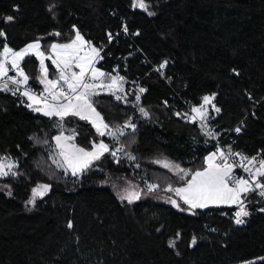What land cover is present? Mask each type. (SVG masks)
Instances as JSON below:
<instances>
[{"label":"trees","instance_id":"1","mask_svg":"<svg viewBox=\"0 0 264 264\" xmlns=\"http://www.w3.org/2000/svg\"><path fill=\"white\" fill-rule=\"evenodd\" d=\"M143 2L152 15L133 0H0V52L31 40L48 52L51 42L79 33L102 50L97 65L105 76L118 64L121 89L90 103L108 128L124 132L100 135L86 119L37 114L25 97L0 91V162L15 173L0 176L8 186L0 190V264H264V199L255 189L242 197L248 215L241 225L231 219L239 204L190 209L164 192L204 169L217 143L228 154L261 153L264 160V0ZM122 27L127 31L116 37ZM162 64L164 78L152 70ZM21 66L26 85L43 91L36 59ZM9 77L20 79L13 72L0 78ZM204 97H212L211 107L203 120L190 121ZM239 121L244 129L231 144L229 131ZM127 122L135 131L123 127ZM62 132L83 149L104 142L108 151L76 176L57 170L48 152ZM112 180L145 191L156 185L153 193L178 207L161 199L127 203ZM39 185L50 187L29 210Z\"/></svg>","mask_w":264,"mask_h":264},{"label":"snow or ice","instance_id":"2","mask_svg":"<svg viewBox=\"0 0 264 264\" xmlns=\"http://www.w3.org/2000/svg\"><path fill=\"white\" fill-rule=\"evenodd\" d=\"M133 7H139L141 9L146 10V5L143 2V0H133ZM51 10V9H50ZM149 15H152L151 12L148 13ZM13 17H7L8 21H11ZM127 31V29H125ZM4 33L0 31V36H3ZM111 38V37H110ZM84 44V41L79 33L76 34V39L71 43L67 45L57 46L53 45V53L56 54L57 59L53 61L54 64H56L59 72H60V80H63L64 83L67 85L68 93H75L74 96H69L64 91H60L59 93H55L52 90L57 88L58 81L56 80H50L48 79V71L43 65V60L41 59V83L45 86V92H48L52 95V99L55 101L58 99L59 96H63L65 100L68 101L66 104H59V106L56 105H49L45 101V108H35L34 111H41L45 116H58L61 120L67 115H78L81 119H89L90 117L85 114V109H88L91 111L92 114L96 116V119L99 120V113L95 111V109L92 107L91 103L88 100L89 95L98 94L95 92V89L100 87V85L88 83L85 80L86 72L89 70L91 71V79L92 80H99L100 77H103L105 73L99 72L94 67H91V59H88L86 63H77V67L80 68L79 74L77 73H71L70 75L66 71V69H69L71 67L72 61L76 59L75 53L79 51V47H82ZM59 48V51H57ZM30 51H35L36 54L39 57L43 56V53L39 52V44H30L25 49L19 51V52H12L11 49L8 47L4 48V55L7 57L9 54H11V65L16 70V76L20 79H16L13 77H9V80L12 84H27L29 80V76L25 74V72L20 67V61L23 60V58L30 53ZM92 52L94 56H98L99 53L96 51V49H92ZM63 64L64 67L61 68L60 65ZM161 68L164 67L162 64L160 66ZM7 75V69L5 68V64L3 62H0V77ZM122 80L123 78H119ZM118 83V80L116 77L112 78V84H110L108 87L112 88L116 86ZM77 89H84L85 91L77 92ZM10 90L8 87V82H4L3 84H0V91H8ZM13 94H15L16 90H12ZM140 93H144L146 89L140 88ZM24 96L27 97L29 101H33L35 103H39L37 98L30 94L28 91H25L23 93ZM117 99H120V97H117ZM210 97H204V104L211 103ZM137 102L140 100V96L137 95L136 97ZM73 101H76V103H73ZM28 107H32V104H28ZM215 111L219 112L220 110L218 108H215ZM192 112L196 114V116L190 117V121H194L197 117L200 119H204L205 116V110L204 106L201 105L199 108H193ZM140 113L147 118L148 112L141 107ZM94 126L97 127V131L100 133V135H104L105 133L101 131L100 126L96 124V121H92ZM100 125H102L105 129L108 128V125L103 124V121L100 120ZM124 128L131 127L133 131H135V125L131 124L130 122L125 123L123 126ZM117 131H120L117 129ZM237 132L240 131L239 128L236 129ZM110 135L113 133L109 131ZM207 135H211V133H206ZM120 135H124L123 131H120ZM72 137H65L63 135L55 137L57 146L61 148V151L59 155L63 158V164H61L60 161L56 160L54 163L57 164V167H63L64 165H67V169L71 170V173L73 176L78 175L85 169H87L91 162L93 160L100 159L101 155L108 151V148L103 143L99 145H94V148L96 151L93 152H86L84 149L76 148L75 145H71V151H68L65 148L64 141L71 140ZM46 143V141H45ZM122 150V149H121ZM112 156H116V152L111 153ZM215 155L212 154L209 157H207V163H208V169L206 171H197L195 174L192 175L191 180L188 182V185L186 188H177L175 189L176 195L180 196L181 199L185 204L189 206L190 209H196V208H207L210 204H239L241 205L239 208V211L235 213L236 216V223L241 224L243 223L242 217H245L248 215V212L243 207V199L242 197H246V194L253 191V185L255 189H262L260 192V195L264 196V183H261L258 177H264V160H261L259 162V168L253 172L251 169L245 167V171L250 173V179H235L231 176V169L232 165L228 164L226 161L224 164H215ZM239 155V154H237ZM128 158L130 160H135L134 156L129 155ZM221 159H223V153H221ZM242 160H247L249 164L253 163L255 158L249 159L247 157H241ZM164 167H169L170 165L168 163L163 164ZM5 167L8 168V171H5ZM13 165L8 164L4 165L3 163H0V176H7L11 172ZM176 170L179 172H184L183 169H180L178 165L175 166ZM15 175V173H12ZM185 175H187V172H184ZM229 181H232L233 186L229 185ZM49 185H39L37 188H34L33 191V197L35 196H43L44 193H46L49 190ZM157 186L156 185H149L148 189L149 191L155 190ZM168 191H173L172 188H169ZM139 198V193H128L126 196H122L121 199H127L129 203H131L134 199ZM29 203H34L33 200H29ZM174 207H178L176 204V201H171ZM69 227H71V224H69ZM177 239H179V233L177 234ZM193 244L196 243L195 238H193L192 241ZM176 240H171L169 242V247H175Z\"/></svg>","mask_w":264,"mask_h":264},{"label":"rangeland","instance_id":"3","mask_svg":"<svg viewBox=\"0 0 264 264\" xmlns=\"http://www.w3.org/2000/svg\"><path fill=\"white\" fill-rule=\"evenodd\" d=\"M139 8V7H138ZM141 9V8H140ZM145 12H147V13H149L148 12V8H146V10H144ZM76 34L77 33H75V35H74V37L70 40V41H66V42H59V41H53V42H51L50 44H49V49H48V52H45L43 49H42V43L39 41V40H31V41H28V42H26L23 46H21V47H19V48H17V49H11V48H9V49H11L12 50V52H19V51H21V50H23V49H25L28 45H30V44H39V52H41V53H43V56L42 57H39L37 54H36V52L35 51H30V53L28 54V55H26L24 58H23V60H21L20 61V67H21V69L24 71V69L22 68V62L24 61V60H26L27 58H29L30 56H33L35 59H36V61H37V69H38V76H41V59L43 60V65H44V67L47 69V71H48V79H50V80H56V81H58V84H57V88H58V91H59V88H60V84H61V82H64L63 80H60V72H59V70H58V68H57V66H56V64H54L53 63V61L54 60H56L57 59V56H56V54H54L53 53V49H52V46L55 44V45H57V46H62V45H67V44H71L75 39H76ZM81 37H82V39H83V41H84V44H83V46L82 47H79V51L77 52V53H75V56H76V59H74L73 61H72V64H71V67L69 68V69H66V71L68 72V74L70 75L71 73H77V74H79V72H80V68L79 67H77L76 65H77V63H86L87 61H88V59H91V67H94L95 69H97L99 72H102L101 70H100V68L98 67V65H97V63L101 60V55L99 56V58L97 59L96 57L97 56H94V54H93V52H92V49H96V51L98 52V53H102V50H98L97 48H95L93 45H91L90 43H88L85 39H84V37L82 36V35H80ZM57 51H59V48H58V50ZM11 59H12V56H11V54H9L7 57H5V55H4V49H3V51L2 52H0V62H3L4 64H5V68L7 69V75L8 74H11V72H13L14 73V75H16V70L12 67V65H11ZM49 63L51 64V66H49ZM60 67L61 68H63L64 67V65L63 64H61L60 65ZM25 72V71H24ZM25 74H26V72H25ZM6 75V76H7ZM42 78V77H41ZM86 78L87 79H89V80H92L91 79V71H90V68H89V70L86 72V75H85V80H86ZM100 79H101V77H100ZM98 80V83H97V80H92V81H95V82H92V84H97V85H101L102 86V84H103V86L102 87H98V88H96L95 89V92L96 93H104V92H108L107 90H113L112 92H114V91H116V90H120L121 89V85H120V82L121 81H118V83H117V85L116 86H114V87H112V88H109L108 86L110 85V84H112V76L111 75H109L108 76V78L104 75V77L101 79V80ZM87 81V80H86ZM88 82V81H87ZM104 82H106V83H104ZM88 83H90V82H88ZM80 91H85L84 89H81ZM79 91V92H80ZM43 92L44 93H48V92H45V90H43ZM60 92V91H59ZM48 94H50V93H48ZM51 95V94H50ZM94 95H96V94H94ZM94 95H89V97H88V100H89V102H90V99H91V97L92 96H94ZM23 97H25V98H27L26 96H23ZM51 97H52V95H51ZM210 98H212V97H210ZM212 100V99H211ZM27 101H28V104H32V107H31V110L34 112V113H37V114H41V115H44L43 114V112H41V111H34L33 109H35V108H41V109H44L45 108V103H40V101H39V103H35V102H33V101H29L28 99H27ZM66 103H68V102H66ZM73 103H76V101H73ZM57 105H59L58 103H56ZM203 106H204V110H205V114L208 112V110H209V108L211 107L210 106V103L209 104H203ZM93 107V106H92ZM94 108V107H93ZM95 109V108H94ZM95 111H96V109H95ZM97 112V111H96ZM98 113V112H97ZM85 114L86 115H88L89 117H90V119L93 121V120H95L96 121V124L97 125H99L100 126V129H101V131H103L105 134H107L108 136H110V137H118V135H117V133H119L120 131H121V128H119V130L120 131H117V130H111L110 128H107V129H105L102 125H100V120H97L96 119V116L94 115V114H92L91 113V111L90 110H88V109H85ZM191 115L192 116H196V114L195 113H193V112H191ZM68 116V115H67ZM75 116H78V115H75ZM79 117V116H78ZM101 116L99 115V119H101L100 118ZM197 120H200V118L199 117H197L196 118ZM103 121V120H102ZM95 128H96V130H97V127L96 126H94ZM109 131H111L113 134L112 135H110V134H108L109 133ZM60 135H63V136H65V137H72L71 135H66L65 133H60V134H58V135H56L55 137H57V136H60ZM55 137H54V143H55V148L52 150V151H50V152H48V156H49V158H50V160H51V162L54 164V166H55V168L57 169V170H62V169H64V170H66L67 169V165H64L63 167H57V164L56 163H54V161H56V160H58V161H60L61 162V164H63V158L59 155V153H60V151H61V148H59L58 146H57V143H56V140H55ZM64 143V145H65V148L68 150V151H71V145H75V147L76 148H80V149H83L82 147H80V146H78L75 142H73V139H71V140H67V141H64L63 142ZM101 143H103L104 145H106L104 142H98V143H96V144H94V145H99V144H101ZM107 146V145H106ZM107 148H108V146H107ZM86 152H93V151H96V149L94 148V146H93V148L91 149V150H86V149H84ZM105 153V152H104ZM103 153V154H104ZM102 154V155H103ZM213 154H216L215 152L213 153ZM101 155V156H102ZM209 155V154H208ZM94 161H96V160H93L91 163H93ZM157 163L159 164V165H161V166H163V164L164 163H168L170 166L169 167H166L167 169H169L171 172H173L174 174H177V175H181V172H179V171H177L176 170V168H175V166L177 165L176 163H174V162H171V161H168V160H159V161H157ZM4 165H8L9 163H7V162H4L3 163ZM215 164H220V165H222V163H220L219 162V160H218V157H217V155H215ZM12 165V164H11ZM164 167V166H163ZM13 168V167H12ZM180 168V167H179ZM205 168V167H204ZM258 168H259V164H258ZM181 169V168H180ZM5 171H8V168L7 167H5V169H4ZM202 170H204V169H202ZM232 170V169H231ZM67 171H69L70 173H71V170L70 169H68ZM198 171H200V170H198ZM12 173V169H11V172L9 173V174H11ZM115 176H112V178H114ZM119 180H120V178H119ZM114 181L112 180V185H111V189H113V191H114V193H115V195L118 197V198H120L121 199V197L122 196H126L128 193H139V198L138 199H134V200H139V199H141V200H145V199H150V200H163L164 201V203H168V202H171V201H173L172 199H168V197H167V200L166 199H163V198H160V196H158L157 194H154L153 193V191H145V190H142L141 188H140V186H138L137 184H135V183H131V182H126V183H121V182H116V183H113ZM229 183H231L232 184V186H233V183H232V181H229ZM187 184L188 183H186L185 185H183V186H180L179 188H186L187 187ZM38 187V186H37ZM36 187V188H37ZM169 188H172L171 186H166L165 188H164V192L165 193H167V194H172L174 197L175 196H178V195H176V193H175V189H177V188H172L173 189V191H168V189ZM8 189V186L5 184V183H0V190H3V191H5V190H7ZM45 194V193H44ZM40 197H42V196H35V197H33V192H32V196L30 197V199L29 200H33L34 199V203H35V201H36V199L37 198H40ZM177 198V197H176ZM29 200L27 201L28 202V205H27V207L29 208V210L33 207V205H34V203H29ZM121 200H123V201H125V202H127V203H129L128 202V200L127 199H121ZM133 200V201H134ZM131 203H133V202H131ZM130 203V204H131ZM177 204V203H176ZM235 205H237V204H235Z\"/></svg>","mask_w":264,"mask_h":264},{"label":"built area","instance_id":"4","mask_svg":"<svg viewBox=\"0 0 264 264\" xmlns=\"http://www.w3.org/2000/svg\"><path fill=\"white\" fill-rule=\"evenodd\" d=\"M125 33V28L122 27L120 29V32L119 34H116L115 36L118 37L120 34H123ZM101 55V53H99V55L96 57L97 59L99 58V56ZM152 70L157 73L161 78H164V70L163 68L161 67H157V66H152ZM112 77H116L117 80H120L119 78H121V74L119 72V67H118V64H116L114 67H113V71H112ZM4 82H8V87L10 89V92H11V95L13 97H21V96H24L23 93L25 91H28L30 94L34 95L37 100H39L40 102L42 103H45V101L48 103H58V104H65L66 102H68L67 100H65L63 98V96H59L57 100H53L51 99L49 96H47L43 91H38V90H35V89H32V88H28V87H25L23 84H12L11 81L9 80V78H0V84H3ZM135 87L137 88L138 87V84L135 83ZM12 90H16L15 91V94H13V91ZM61 91H64L65 93H67L69 96H74L75 93H68V89H67V85L64 83L62 85V89ZM77 91H79V89H77ZM261 104H263L264 106V97L261 98V100L259 101ZM258 106V105H257ZM191 117H193L191 115ZM244 125L245 123L243 121H239L234 129L231 131H229V134H231L232 136V140H231V144H234V141H235V138L242 134V131L244 129ZM239 128L240 131L237 132L236 129ZM216 153L217 157H218V160L220 163L224 164L225 161L228 163V164H231L233 167H232V170H231V176L234 177L235 179H240V178H243V179H250V173L245 171V167L251 169L253 172H255L256 170V167L258 165V158L261 156V153H258V154H255L254 156H252L251 158L249 159H252V158H255L254 162L249 164L247 160H242L240 156H236V155H229L226 150H225V146L222 145L221 143H217L213 153ZM221 153H223V159H221ZM253 188L255 189L254 185H253ZM258 194L260 195V192L262 191V189H255ZM263 199H264V196L260 195ZM235 213H233L231 219L232 221L236 223V216H235ZM237 225H241V224H237Z\"/></svg>","mask_w":264,"mask_h":264},{"label":"crops","instance_id":"5","mask_svg":"<svg viewBox=\"0 0 264 264\" xmlns=\"http://www.w3.org/2000/svg\"><path fill=\"white\" fill-rule=\"evenodd\" d=\"M101 70V69H100ZM102 71V70H101ZM103 72V71H102ZM104 73V72H103ZM104 77V76H103ZM103 77H101V79L103 78ZM107 78H108V76H106ZM100 79V80H101ZM97 83H98V80H97ZM104 83H106V82H104ZM43 84V83H42ZM102 86H103V84H102ZM101 85H100V87H102ZM99 87V88H100ZM101 89V88H100ZM43 90H45V86H44V84H43ZM53 92H55V93H59V91H58V88H56V89H53L52 90ZM108 92H112L113 90L111 89V90H107ZM25 99H27V98H25ZM49 105H56V106H59V105H57V104H55V103H48ZM66 104V103H65ZM80 117V116H79ZM101 118V117H100ZM87 121H89L90 123H91V125L94 127V124H93V122H92V120L89 118V119H86ZM99 120H102V118L101 119H99ZM100 122V121H99ZM103 124H105L104 123V121H103ZM95 128V127H94ZM96 129V128H95ZM97 131V130H96ZM98 132V131H97ZM99 133V132H98ZM213 154V152L212 153H210L209 155H206L205 156V158H204V163H205V168H204V170H200V171H206L207 169H208V163H207V157H209L210 155H212ZM1 163V162H0ZM214 163H215V161H214ZM258 169V165H257V167H256V169L255 170H257ZM197 172V171H196ZM195 174V173H194ZM191 178H192V176H191ZM191 178H190V180H191ZM189 180V181H190ZM188 181V182H189ZM188 185V184H187ZM229 185L230 186H232V184L231 183H229ZM175 197H177L178 199H180V201L181 202H183V200L181 199V197L180 196H175ZM184 203V202H183ZM185 204V203H184ZM185 205H187V204H185ZM231 205H235V204H231ZM188 206V205H187ZM220 206H230L229 204H224V203H221V204H218V205H215V204H210L207 208H212V207H220ZM196 209H205V208H196Z\"/></svg>","mask_w":264,"mask_h":264},{"label":"bare ground","instance_id":"6","mask_svg":"<svg viewBox=\"0 0 264 264\" xmlns=\"http://www.w3.org/2000/svg\"><path fill=\"white\" fill-rule=\"evenodd\" d=\"M115 66V65H114ZM16 79H18V78H16ZM86 80L88 81V82H90V83H92L91 81H89L87 78H86ZM64 84V82L61 84V86H60V88H59V91H61V89H62V85ZM25 87H28L26 84H23ZM28 88H30V87H28ZM81 89H79V91H80ZM79 91H77V92H79ZM47 96H49L51 99H52V97H51V95L50 94H48V93H45ZM40 103H42V102H40ZM228 153V152H227ZM229 155H231V154H229ZM261 161V159L260 158H258V164H259V162Z\"/></svg>","mask_w":264,"mask_h":264},{"label":"water","instance_id":"7","mask_svg":"<svg viewBox=\"0 0 264 264\" xmlns=\"http://www.w3.org/2000/svg\"><path fill=\"white\" fill-rule=\"evenodd\" d=\"M261 212H263V211L261 210Z\"/></svg>","mask_w":264,"mask_h":264}]
</instances>
